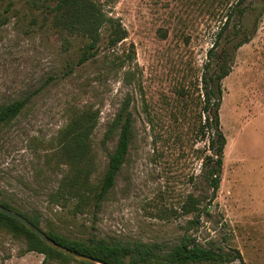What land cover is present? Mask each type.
Wrapping results in <instances>:
<instances>
[{
  "label": "rangeland",
  "instance_id": "obj_1",
  "mask_svg": "<svg viewBox=\"0 0 264 264\" xmlns=\"http://www.w3.org/2000/svg\"><path fill=\"white\" fill-rule=\"evenodd\" d=\"M94 1L123 23L128 37L111 49L103 28L99 54L77 66L84 37L56 32L52 19L29 0H0L6 20L0 21V105L27 102L0 133V192L14 195L15 205L38 218L45 232L69 239L146 243L165 254L193 238L235 257L222 264H264V0H248L241 20L234 15L237 0ZM226 22L229 28L215 45ZM244 33L250 42L237 50ZM224 50L230 74L219 95L226 140L221 184L203 211L213 194L203 159L214 153H205L209 135L203 140L198 132L206 120L201 79L205 70L217 72ZM127 100L134 137L99 211L75 213L71 204L53 203L66 169L56 156L61 130L84 108L98 111L90 180L98 187L119 137L117 132L107 139L106 132ZM190 195L204 202L201 212L186 215ZM195 219L198 224H191ZM27 249L24 238L0 230V264H79L45 261Z\"/></svg>",
  "mask_w": 264,
  "mask_h": 264
},
{
  "label": "trees",
  "instance_id": "obj_2",
  "mask_svg": "<svg viewBox=\"0 0 264 264\" xmlns=\"http://www.w3.org/2000/svg\"><path fill=\"white\" fill-rule=\"evenodd\" d=\"M30 4L46 14L45 18L53 21V26L62 36H81L87 42L83 47L82 55L77 66L84 65L99 54L101 32L103 28L109 30L108 46L116 48L128 37V31L119 19L108 16L103 7L94 0H29ZM248 0H237L234 6V15L240 20L244 17ZM0 21L5 23L0 14ZM230 22H226L217 35L215 45H218L223 35L229 28ZM240 24H238V27ZM241 30L234 32L235 37H240ZM69 44L70 39L65 38ZM250 42L249 36L244 33L241 40L235 44V49H240ZM214 45V47H215ZM209 51L212 58L213 49ZM229 52L223 51L218 58L221 61L217 72H205L202 75L201 84L203 90V113L206 120L201 122L198 132L201 138L207 139L209 135L208 148L205 146L206 154L203 161L205 183L213 189L209 202L203 209L207 211L211 203L216 199L221 184V171L223 167L224 149L226 140L220 130V106L222 94V81L229 76L230 70L227 65ZM209 69V66L207 65ZM183 97L187 96L182 92ZM185 99V98H184ZM26 100H16L11 103L0 105V133L13 125L22 115L26 108ZM98 111L86 107L75 113L70 123L64 127L58 137L56 156L59 161L66 165L64 177L60 189L51 195L53 203L71 204L75 213L91 209L99 211L103 202L114 188L117 176L127 161V156L134 137L133 114L130 111V101L127 100L119 110L113 122L106 132V138H110L119 132L115 151L109 156L106 172L98 187L91 184V175L96 167V156L93 149L91 136L97 124ZM202 120V115L200 116ZM209 131H214L213 135ZM50 162H47L49 164ZM206 198V201L208 200ZM204 200L190 195L183 206L186 215L201 212L200 204ZM14 195L11 197L0 192V205L16 211L30 220L41 229L40 220L31 217L21 206H16ZM86 210V211H87ZM200 215V214H199ZM191 224L197 225L198 221L192 220ZM0 230L22 237L27 241L28 252H38L48 259L67 260L72 259L47 247L35 234L30 232L22 223L9 216L0 213ZM43 230V229H41ZM44 231V230H43ZM45 232V231H44ZM57 243L79 253L102 260L108 264H202V263H229L235 257H229L226 253L216 252L205 248L195 242V239L184 238L180 243L172 246L168 252L163 254L157 251L156 245L146 243H109L104 239L96 238H73L69 239L63 235L53 232H45ZM240 258V254H238ZM79 264H84L78 262Z\"/></svg>",
  "mask_w": 264,
  "mask_h": 264
},
{
  "label": "water",
  "instance_id": "obj_3",
  "mask_svg": "<svg viewBox=\"0 0 264 264\" xmlns=\"http://www.w3.org/2000/svg\"><path fill=\"white\" fill-rule=\"evenodd\" d=\"M0 213L4 214L6 216H9L15 220H18L20 223H22L30 232L38 236L44 244L51 248L52 250L61 253L68 258H71L73 260H76L78 262L84 263V264H108L103 262L102 260H99L97 258L87 256L85 254L79 253L75 250H71L59 243H57L55 240L50 238L43 230L35 226L30 220H28L26 217L21 215L20 213L13 211L11 209H8L2 205H0Z\"/></svg>",
  "mask_w": 264,
  "mask_h": 264
}]
</instances>
